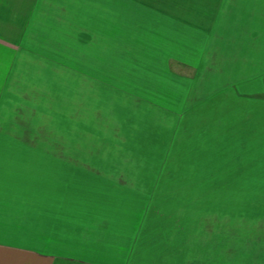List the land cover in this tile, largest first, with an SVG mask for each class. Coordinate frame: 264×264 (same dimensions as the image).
<instances>
[{
    "label": "crops",
    "instance_id": "obj_1",
    "mask_svg": "<svg viewBox=\"0 0 264 264\" xmlns=\"http://www.w3.org/2000/svg\"><path fill=\"white\" fill-rule=\"evenodd\" d=\"M89 1L129 30L158 24V49L203 50L185 131L171 128L186 195L160 170L0 169V264H137L157 242L159 264H264V0Z\"/></svg>",
    "mask_w": 264,
    "mask_h": 264
},
{
    "label": "rangeland",
    "instance_id": "obj_2",
    "mask_svg": "<svg viewBox=\"0 0 264 264\" xmlns=\"http://www.w3.org/2000/svg\"><path fill=\"white\" fill-rule=\"evenodd\" d=\"M89 3L0 0V169L160 170L162 191L174 187L161 180L175 179L186 195L187 177H168L174 142L159 166L176 139L171 130L185 131L177 129L186 121L189 86L204 83L203 66L187 62L201 61L203 50L158 49V24L129 30L122 17L92 15ZM114 23L124 31L107 30ZM202 179L196 184L203 188ZM157 244H146L137 264H159Z\"/></svg>",
    "mask_w": 264,
    "mask_h": 264
},
{
    "label": "trees",
    "instance_id": "obj_3",
    "mask_svg": "<svg viewBox=\"0 0 264 264\" xmlns=\"http://www.w3.org/2000/svg\"><path fill=\"white\" fill-rule=\"evenodd\" d=\"M172 121H174V120H172ZM170 137H171V133H170ZM171 142H172V144H171ZM171 142L168 143L167 146L165 145L166 148L164 150V155H163V158L161 160V164L159 166V169H163L165 167V163H163V162L166 161V158H167L166 153L167 152H169V153L171 152L170 149H171V147L173 145V141H171ZM182 142H184V145H181V147H178V150L177 151H176L177 145L174 143V149L175 150H174L173 155H172V158H171L172 163H173V167L171 169H173V170H185L186 169V166L183 165L184 162L186 164L185 154H184L185 153V138H183Z\"/></svg>",
    "mask_w": 264,
    "mask_h": 264
}]
</instances>
